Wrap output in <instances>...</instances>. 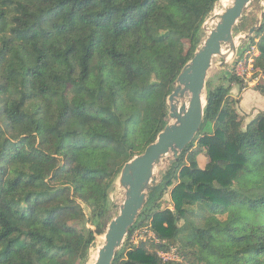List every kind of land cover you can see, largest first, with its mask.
<instances>
[{"label": "trees", "instance_id": "obj_1", "mask_svg": "<svg viewBox=\"0 0 264 264\" xmlns=\"http://www.w3.org/2000/svg\"><path fill=\"white\" fill-rule=\"evenodd\" d=\"M221 1L0 0V264H87L108 189L166 127ZM250 43L264 97V19ZM229 82L208 83L200 132L164 176L173 209L156 189L113 264H264V112L245 126L232 96L243 81ZM146 223L155 239L131 245ZM173 249L178 260L159 255Z\"/></svg>", "mask_w": 264, "mask_h": 264}, {"label": "water", "instance_id": "obj_2", "mask_svg": "<svg viewBox=\"0 0 264 264\" xmlns=\"http://www.w3.org/2000/svg\"><path fill=\"white\" fill-rule=\"evenodd\" d=\"M252 2L253 0H232L222 12L208 18L203 24L202 32L204 29L208 34L204 40L202 38L192 60L182 69L174 82L173 92L168 97L166 127L144 153L124 165L116 179L118 187L125 191V200L120 205L119 214L107 227L104 245L98 249L94 264H113L130 229L136 225L145 209L150 195L159 182L163 181L161 176L164 171L160 168L163 165L172 167L195 141L205 117L210 71L214 66L225 69L234 63L240 46L235 41L234 29ZM263 19L264 11L260 13L256 25L242 38L244 41H249L255 35ZM209 23H214L215 27L208 28ZM216 59L221 60L217 65ZM115 182L108 189L109 196L115 188Z\"/></svg>", "mask_w": 264, "mask_h": 264}, {"label": "rangeland", "instance_id": "obj_3", "mask_svg": "<svg viewBox=\"0 0 264 264\" xmlns=\"http://www.w3.org/2000/svg\"><path fill=\"white\" fill-rule=\"evenodd\" d=\"M224 1H228V0H223L222 2H220L214 12L210 15V19L214 17L215 14H219L220 12H222L224 10V8L222 7V3ZM228 7V6H227ZM223 8V9H222ZM264 11V0H253V2L249 5V7L246 9V11L244 12L243 18L240 20L239 24L236 26V28L234 29V38L235 41L237 43H240L239 46V52L238 53H242V51L248 49L251 46L250 40L249 41H244L242 38H244V36L248 33V31L254 26L256 25V21L260 15V13ZM209 19V20H210ZM244 23V25H242ZM215 24L214 23H209L208 24V28H214ZM240 29V30H239ZM237 31V32H236ZM207 31L203 29L202 32V38L203 40L206 38L207 36ZM188 47V45H186ZM256 47V46H254ZM221 62L220 59H216L215 60V65L219 64ZM235 62V61H234ZM234 63L231 64L228 68L225 69H220L216 66L213 67V69L210 71L209 74V78H208V83L212 84L213 87L222 84L225 86H228L230 84L229 82V76H231L232 74L234 75ZM232 72V74H231ZM252 74V78L250 80L249 84H244L243 85H234L233 89H234V93L232 92V96L235 99H242L243 100V94L247 93L246 95V99L245 102L242 103L240 102V104H238V110L240 115L243 117L244 119V125L246 126L254 117H256L260 112H264V97L259 96L256 94V91H254V89L262 83L263 77L261 75H256L255 72H251ZM76 83L78 84V87L80 89V91L87 96L88 94V90H91L93 88V85L91 83H88L86 81L81 80L80 78H78L76 80ZM233 91V90H232ZM131 143L133 145V148L135 151H139L142 147V140L139 138H132L131 139ZM91 152L95 153L94 149H90ZM194 153H197V164L200 168H205L206 163H207V158L205 157V155L199 150V148H197V146L194 147L193 149ZM160 169H163L164 173L163 176H161V179H164V176L166 175L167 171L169 170V166L168 165H163ZM160 180V177H159ZM164 180L161 182H159V185L156 187V189L161 187V191H163V196L159 201V205L162 207V209H173L172 207V201H171V197H170V192H171V188L168 189H164L165 186L163 184ZM155 189V190H156ZM125 200V191L122 188L118 187V180L115 182V188L112 192V194L110 195V210H109V214L106 218V222H107V227L109 225V223L111 222V220H113L118 214H119V210H120V205L124 202ZM85 212H86V216L89 220H91V212L88 208L85 207ZM213 221H217V219H213ZM223 221H221L222 223ZM220 224V223H219ZM149 224L146 223L144 226L138 228L135 232H137V234L139 236H141V239H149ZM88 227L95 230V227L91 225V221L88 224ZM106 227V230H107ZM104 235L101 236H96V241L94 244V247L90 250V254H89V258L87 261V264H89V259L90 256L92 255V253L96 252V250H98V248H101L104 245L105 242V238ZM104 238L101 240V238ZM96 260V258H95ZM95 263V262H93ZM92 263V264H93Z\"/></svg>", "mask_w": 264, "mask_h": 264}, {"label": "built area", "instance_id": "obj_4", "mask_svg": "<svg viewBox=\"0 0 264 264\" xmlns=\"http://www.w3.org/2000/svg\"><path fill=\"white\" fill-rule=\"evenodd\" d=\"M259 51L257 47L251 46L248 49L242 51V53H238L235 62H234V76L243 81L244 84H249L252 78L251 72H254V60L259 56ZM149 224V223H148ZM149 228V239H155L154 233ZM148 240V239H147ZM141 241H146V239H141V236L134 232L131 236L130 244L138 245ZM175 249H173L170 253L160 252L159 255L165 261H173L178 260V257L175 253Z\"/></svg>", "mask_w": 264, "mask_h": 264}, {"label": "bare ground", "instance_id": "obj_5", "mask_svg": "<svg viewBox=\"0 0 264 264\" xmlns=\"http://www.w3.org/2000/svg\"><path fill=\"white\" fill-rule=\"evenodd\" d=\"M232 3V0H228V1H224L222 3V7L225 8L227 6H229L230 4ZM222 8V9H223ZM104 239L103 237L101 238V240ZM99 249V248H98ZM98 255V250H96V252L92 253V255L90 256V259H89V264H92L93 262H95V258L97 257ZM94 264V263H93Z\"/></svg>", "mask_w": 264, "mask_h": 264}, {"label": "crops", "instance_id": "obj_6", "mask_svg": "<svg viewBox=\"0 0 264 264\" xmlns=\"http://www.w3.org/2000/svg\"><path fill=\"white\" fill-rule=\"evenodd\" d=\"M250 91H251V90H250ZM250 91H248V92H250ZM232 92L234 93V89H233ZM248 92H247V93H248ZM247 93L243 94V100L241 101L242 103L245 102V99H246V96H247L246 94H247ZM256 94L258 95V97L261 96L258 92H256Z\"/></svg>", "mask_w": 264, "mask_h": 264}]
</instances>
